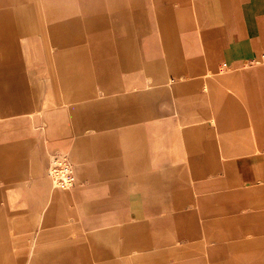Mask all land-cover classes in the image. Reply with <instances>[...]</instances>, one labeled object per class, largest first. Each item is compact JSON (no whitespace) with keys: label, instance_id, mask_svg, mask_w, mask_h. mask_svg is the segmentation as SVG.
<instances>
[{"label":"rangeland","instance_id":"1","mask_svg":"<svg viewBox=\"0 0 264 264\" xmlns=\"http://www.w3.org/2000/svg\"><path fill=\"white\" fill-rule=\"evenodd\" d=\"M171 1L0 0V264H264V198L232 164L264 149V57L224 66L200 0ZM48 83L74 98L52 128L34 108L52 107ZM91 147L110 211L83 218L75 165ZM50 172L38 224L31 186Z\"/></svg>","mask_w":264,"mask_h":264},{"label":"crops","instance_id":"2","mask_svg":"<svg viewBox=\"0 0 264 264\" xmlns=\"http://www.w3.org/2000/svg\"><path fill=\"white\" fill-rule=\"evenodd\" d=\"M171 2V4H174L175 0ZM167 3L170 4L169 2ZM200 3L206 25L205 35L213 41L216 54L218 58L224 61V66L228 65L238 70L244 68L246 64L252 63L254 59L260 56L264 57V0H200ZM216 65L217 63L215 62H209L208 67L215 68ZM137 70L134 69V71ZM151 77L149 76V78ZM154 78L158 79V83H164L167 89L172 88L170 83L172 77H170L168 71L158 70ZM47 87L46 93L48 96L45 98L43 105L45 107L52 104V107L49 109L43 107L38 109L35 106L34 108L44 115L48 128H52L57 124L56 118L60 110L70 107L69 103L74 98L61 93L59 104V101H55L49 91V83ZM138 92L136 94L138 99L148 100L154 97L151 96L153 94ZM93 105L95 108L97 107L95 103L85 104L83 107L84 109L92 110ZM9 106L11 111L20 108L19 105H13L12 102L9 103ZM20 106L28 109V102L20 103ZM91 120L100 123V121H96L94 116H91ZM31 128H35V126H31ZM151 148L152 150L161 151L162 145L155 143ZM114 161L113 163L115 164ZM232 164L235 187L246 186L248 188V197L250 198H264V149L237 156ZM108 165H110V162ZM75 170L76 179L79 180L80 184L75 188L72 197L74 200L76 199L78 210L82 213L81 216L90 218L98 216L101 212H109L110 204L107 198L110 193L107 191V185L103 183L105 178L110 175H108L109 167H102V163L94 157V149L92 147L85 149V151H80ZM37 172L40 173L41 169L38 168ZM212 185L226 187V182L222 179H216ZM25 186V183L17 184L16 194L22 193L26 189ZM56 186L50 174L48 176L44 175V177L39 176L32 183L31 187L37 193L36 198H38L40 203L42 202L41 210L36 212L37 214L35 215L38 224L42 220V212L50 205ZM208 187L209 185H207ZM143 243L146 244L147 240L143 241ZM139 255L137 254L133 261H137ZM146 256L149 255L147 253L141 254L140 259L148 260L149 258H144ZM150 257L152 259L158 258L153 254H150Z\"/></svg>","mask_w":264,"mask_h":264},{"label":"bare ground","instance_id":"3","mask_svg":"<svg viewBox=\"0 0 264 264\" xmlns=\"http://www.w3.org/2000/svg\"><path fill=\"white\" fill-rule=\"evenodd\" d=\"M49 174H50V176H51V177L53 176V173H52V172H50ZM54 183L56 184V182H55V181H54Z\"/></svg>","mask_w":264,"mask_h":264}]
</instances>
